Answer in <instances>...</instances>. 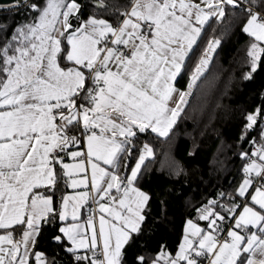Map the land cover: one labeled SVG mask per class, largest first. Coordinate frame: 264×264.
<instances>
[{
  "label": "snow or ice",
  "instance_id": "1",
  "mask_svg": "<svg viewBox=\"0 0 264 264\" xmlns=\"http://www.w3.org/2000/svg\"><path fill=\"white\" fill-rule=\"evenodd\" d=\"M228 15L251 38V80L264 0H0V264H129L153 156L134 141L168 137L221 41L208 42L187 91L177 78L205 26ZM243 119L252 150L239 153L240 183L194 209L175 251L131 264H264V106ZM61 184L75 194L58 197Z\"/></svg>",
  "mask_w": 264,
  "mask_h": 264
},
{
  "label": "trees",
  "instance_id": "2",
  "mask_svg": "<svg viewBox=\"0 0 264 264\" xmlns=\"http://www.w3.org/2000/svg\"><path fill=\"white\" fill-rule=\"evenodd\" d=\"M105 3L123 5L127 0H105ZM212 39L221 43L191 89L168 137L148 132L138 134L134 141L136 154L143 143H148L153 156L145 161L137 184L151 199L143 232L128 249L129 264L135 255L155 254L161 245L175 251L184 221L196 218L194 209L218 198L220 192H232L243 179L245 161L239 153L251 151L252 145L241 144L239 136L245 123L244 114L264 106V58L253 78L243 79L249 70L246 61L251 38L240 30L239 19L228 15L222 22L213 20L205 26L176 87L187 88ZM260 126L264 127V123ZM259 130L253 129L249 138L259 141ZM60 187L64 191L63 184ZM51 248L47 241L41 245L42 250L51 252Z\"/></svg>",
  "mask_w": 264,
  "mask_h": 264
},
{
  "label": "crops",
  "instance_id": "3",
  "mask_svg": "<svg viewBox=\"0 0 264 264\" xmlns=\"http://www.w3.org/2000/svg\"><path fill=\"white\" fill-rule=\"evenodd\" d=\"M178 88V87H177ZM178 89H180V88H178ZM181 91H187L188 90V87L187 88H184V89H180ZM171 106H173L174 107V104L173 105H171ZM155 134V133H154ZM157 135V134H156ZM64 186V185H63ZM75 194V192H74V190L73 189H71V188H66V187H64V191L62 192V194L61 195H69V196H71V195H74ZM187 219H192V218H187ZM186 219V220H187ZM185 220V221H186ZM194 221L196 220V218H194L193 219ZM185 221H184V224H183V229H184V227H185ZM199 223H200V225L201 226H203V224H204V222H202V221H198ZM182 234H183V230H182ZM182 238V237H181ZM181 242V239H180V241H179V243ZM179 243H178V245H179Z\"/></svg>",
  "mask_w": 264,
  "mask_h": 264
},
{
  "label": "built area",
  "instance_id": "4",
  "mask_svg": "<svg viewBox=\"0 0 264 264\" xmlns=\"http://www.w3.org/2000/svg\"><path fill=\"white\" fill-rule=\"evenodd\" d=\"M245 163H246V161H245Z\"/></svg>",
  "mask_w": 264,
  "mask_h": 264
}]
</instances>
